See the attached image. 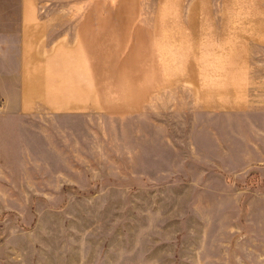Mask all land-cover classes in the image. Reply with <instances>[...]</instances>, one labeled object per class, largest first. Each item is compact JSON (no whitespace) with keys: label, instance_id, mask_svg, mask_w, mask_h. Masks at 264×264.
Instances as JSON below:
<instances>
[{"label":"rangeland","instance_id":"1","mask_svg":"<svg viewBox=\"0 0 264 264\" xmlns=\"http://www.w3.org/2000/svg\"><path fill=\"white\" fill-rule=\"evenodd\" d=\"M35 6L89 106L33 119L0 264H264V0Z\"/></svg>","mask_w":264,"mask_h":264},{"label":"crops","instance_id":"2","mask_svg":"<svg viewBox=\"0 0 264 264\" xmlns=\"http://www.w3.org/2000/svg\"><path fill=\"white\" fill-rule=\"evenodd\" d=\"M17 12L18 20L0 21V210L14 202L13 189L24 186L22 176L14 177L15 163L35 138L39 109L64 114L89 106L78 98L79 55L59 46L45 51L35 0H19ZM86 91L93 102V89Z\"/></svg>","mask_w":264,"mask_h":264}]
</instances>
